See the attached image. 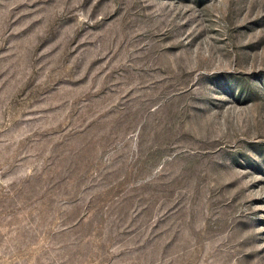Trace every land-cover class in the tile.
Wrapping results in <instances>:
<instances>
[{"label":"rangeland","instance_id":"374dc122","mask_svg":"<svg viewBox=\"0 0 264 264\" xmlns=\"http://www.w3.org/2000/svg\"><path fill=\"white\" fill-rule=\"evenodd\" d=\"M0 264H264V0H0Z\"/></svg>","mask_w":264,"mask_h":264}]
</instances>
